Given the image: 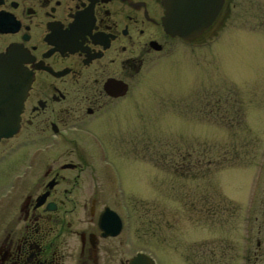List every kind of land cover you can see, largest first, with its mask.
I'll return each instance as SVG.
<instances>
[{
	"label": "flooded vegetation",
	"instance_id": "obj_1",
	"mask_svg": "<svg viewBox=\"0 0 264 264\" xmlns=\"http://www.w3.org/2000/svg\"><path fill=\"white\" fill-rule=\"evenodd\" d=\"M214 2V18L186 39L166 30L162 0H0V54L30 79L15 120L7 113L15 130L0 135V264H129L139 250L125 247L106 147L133 156L138 88L178 45L229 27L237 1ZM102 165L111 202H101ZM232 247L207 251V264H264V211L238 256Z\"/></svg>",
	"mask_w": 264,
	"mask_h": 264
},
{
	"label": "rangeland",
	"instance_id": "obj_2",
	"mask_svg": "<svg viewBox=\"0 0 264 264\" xmlns=\"http://www.w3.org/2000/svg\"><path fill=\"white\" fill-rule=\"evenodd\" d=\"M236 1L229 27L178 45L138 88L133 156L106 147L125 247L156 264H207L225 242L238 256L263 217L264 0Z\"/></svg>",
	"mask_w": 264,
	"mask_h": 264
},
{
	"label": "water",
	"instance_id": "obj_3",
	"mask_svg": "<svg viewBox=\"0 0 264 264\" xmlns=\"http://www.w3.org/2000/svg\"><path fill=\"white\" fill-rule=\"evenodd\" d=\"M162 2L165 7L163 23L166 30L186 39L197 36L207 26L214 18L220 4L215 5L214 0H162ZM29 81L25 70L10 54H0V115L6 118V122L0 124V135H7L15 130L16 124L7 128V113L15 120ZM105 209L102 218L105 212H109L119 227L121 219L117 213L108 207ZM129 264H155V261L144 252H137L130 259Z\"/></svg>",
	"mask_w": 264,
	"mask_h": 264
}]
</instances>
